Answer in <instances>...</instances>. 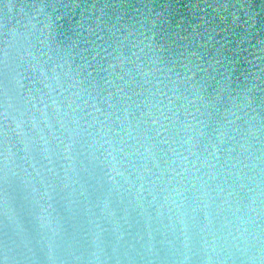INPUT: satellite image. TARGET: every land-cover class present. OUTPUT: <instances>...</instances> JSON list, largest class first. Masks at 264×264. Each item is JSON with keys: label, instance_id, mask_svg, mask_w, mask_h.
Masks as SVG:
<instances>
[{"label": "water", "instance_id": "1", "mask_svg": "<svg viewBox=\"0 0 264 264\" xmlns=\"http://www.w3.org/2000/svg\"><path fill=\"white\" fill-rule=\"evenodd\" d=\"M0 264H264V0H0Z\"/></svg>", "mask_w": 264, "mask_h": 264}]
</instances>
